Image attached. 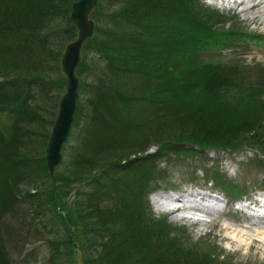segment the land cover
<instances>
[{"label":"trees","instance_id":"obj_1","mask_svg":"<svg viewBox=\"0 0 264 264\" xmlns=\"http://www.w3.org/2000/svg\"><path fill=\"white\" fill-rule=\"evenodd\" d=\"M74 1L0 0V264H19L2 222L5 207L18 214L16 203L47 233L44 264H234L153 217L143 199L155 184L153 165L136 166L172 152L207 158L210 149L248 145L264 155V74L254 80L250 65L199 57L261 38L237 20L225 26L226 15L200 0H98L76 71L72 129L52 177L44 150L66 83L60 57L76 35ZM123 168L132 174L118 176ZM28 252L38 260L37 249Z\"/></svg>","mask_w":264,"mask_h":264},{"label":"rangeland","instance_id":"obj_2","mask_svg":"<svg viewBox=\"0 0 264 264\" xmlns=\"http://www.w3.org/2000/svg\"><path fill=\"white\" fill-rule=\"evenodd\" d=\"M252 1L242 0V4L238 9L228 10L229 12H226V9H222V6H225L223 4L220 8L214 4H211V6L220 11L223 10L226 15V18L223 19L225 26L230 25L232 19L235 20L233 17H236L245 28L259 33L261 40L248 44H245L243 40L237 41V46L233 49L229 47L209 48L208 50H203L199 57L203 58V60H216L218 58L222 62L231 60L250 65L245 66V70L249 71L247 75L256 80L260 74H264L263 71H258L257 68L258 66H264V10H261L260 5L252 6ZM261 1L263 2V0ZM200 2L202 3L203 0H200ZM239 108L243 109L242 106ZM238 112L244 116L245 114H250L245 110H238ZM240 118L243 117L241 116ZM248 146L233 149L231 152H206L207 158H201L190 151H183L170 153V158L169 156H156L154 161L151 160L152 157H150L151 161L149 159L143 160L136 167L142 170L149 169L150 167L148 166L153 165L152 170L154 171L153 179L155 184H151L143 195L150 214L155 218L165 217L172 226L183 227L184 230L182 231L172 230V232H178L177 235L180 238L185 236L194 241L198 239L206 240L221 255V258L232 260L234 264H264V243L261 242V240L264 241L261 236L262 231L264 232V224L255 225L249 223V221H242L238 215L232 213L235 209L228 205L234 200L252 203L254 195L257 194H261L264 197V192H260L264 191V155L260 153L263 150L258 146ZM245 148L252 149L243 150ZM150 150L154 151V148ZM147 161L149 162L147 163ZM133 163L136 164V162H131V164ZM149 163L150 165H147ZM214 163H216L215 167ZM203 167L210 168L213 174L217 173L221 178L237 183L241 189L239 190V195L235 196V193L232 195L231 191L225 190L224 187H221L219 183H215L209 176L205 178ZM132 172V169L123 168L117 173L118 176L127 177ZM209 180L213 184L211 182L208 183ZM195 185L198 188L212 185L211 191L219 193L222 198L221 200L213 201V206L209 207L212 210L210 212L193 211L195 209H193L192 205L185 204L180 207L179 213H173L176 218L182 220L179 222L197 220L198 224L195 228L172 223L171 221H176V218H171L173 216L168 218L164 213L154 210L152 200L157 203L166 201L165 198H162L164 196L159 194L158 191H166L169 188L193 189ZM154 196H157L155 198L158 199L154 200ZM188 197L193 198L191 196L185 198ZM224 202L227 206H224ZM13 206L17 208H14V210L18 211V214L13 212V207L8 206L3 209L6 212L2 216V222L8 224V232L5 233L7 251L12 253L11 257L19 264H44V259L49 256L51 251L45 241L47 233L36 224L37 221L35 222L32 218V213L27 211V205L21 207L19 203H16ZM217 207H220V210H216ZM13 213L17 216L15 220ZM27 213L28 216H25ZM38 229H41L42 232L40 231L37 235L35 231ZM207 230H210V232L203 236L202 232ZM34 248L39 252L37 261L34 260L36 254L28 252Z\"/></svg>","mask_w":264,"mask_h":264},{"label":"water","instance_id":"obj_3","mask_svg":"<svg viewBox=\"0 0 264 264\" xmlns=\"http://www.w3.org/2000/svg\"><path fill=\"white\" fill-rule=\"evenodd\" d=\"M96 2L97 0H76L72 5L70 19L76 26L78 34L66 45L61 57V66L67 77V83L45 149L46 165L51 175L62 161L61 150L72 126L78 95V77L75 75V68L80 59L82 44L93 33V21L88 15Z\"/></svg>","mask_w":264,"mask_h":264},{"label":"bare ground","instance_id":"obj_4","mask_svg":"<svg viewBox=\"0 0 264 264\" xmlns=\"http://www.w3.org/2000/svg\"><path fill=\"white\" fill-rule=\"evenodd\" d=\"M253 1H254L253 6L260 5L261 10H264V4L261 0H253ZM155 197H157V196H154L153 199L157 200L158 198H155ZM162 198H165V196ZM176 202L177 203H174V205L182 206V205L187 204V205H192L193 209H195V210H201V211H205V212L212 211L211 208H209L211 206L209 203H204L203 205H201V204L195 202L194 199L190 198V197L183 199V200L182 199L177 200ZM188 202H191V203H188ZM261 236H262V239L264 240V232L263 231H262ZM261 242L264 243V241H262V240H261Z\"/></svg>","mask_w":264,"mask_h":264}]
</instances>
